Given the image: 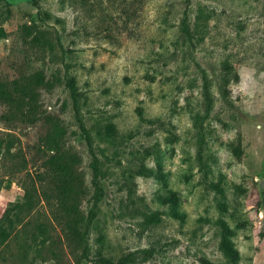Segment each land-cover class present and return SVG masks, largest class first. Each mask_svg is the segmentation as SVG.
<instances>
[{
	"label": "rangeland",
	"instance_id": "obj_1",
	"mask_svg": "<svg viewBox=\"0 0 264 264\" xmlns=\"http://www.w3.org/2000/svg\"><path fill=\"white\" fill-rule=\"evenodd\" d=\"M0 24V264H264V0H1Z\"/></svg>",
	"mask_w": 264,
	"mask_h": 264
},
{
	"label": "trees",
	"instance_id": "obj_2",
	"mask_svg": "<svg viewBox=\"0 0 264 264\" xmlns=\"http://www.w3.org/2000/svg\"><path fill=\"white\" fill-rule=\"evenodd\" d=\"M1 1V0H0ZM3 1H7V0H3ZM186 31L188 30V28L185 26ZM7 37V32L5 30V28L0 24V39L1 38H5ZM205 83L206 86H209V82L207 80V78H205ZM67 86L71 89V95L72 98L74 99V101H78L79 98V92L77 89V86L74 82V79H68L67 80ZM208 93V90H207ZM207 99L209 100V96H207ZM2 146V143L0 141V148ZM92 168H93V180H92V186L94 188V200L95 203L98 204V202L102 201L105 198L106 192L104 190V188L100 185L99 183V178L101 175V162L99 160V158L95 155L94 156V160L92 163ZM67 178L65 179V182H67ZM231 231L226 228V234H229ZM87 233L81 234L79 233V236L82 237L83 239H85ZM88 245H86V249H87ZM221 249L224 251V253H226L228 256L233 257L234 259H238V252L233 248L232 243L230 242V240L228 238H224L222 244H221ZM145 253L151 254L152 252L150 251H144ZM134 253L129 254L127 256L122 257L118 263H116L114 260L104 257L103 255H100L98 258V262L100 264H128L130 261H132L133 257H134Z\"/></svg>",
	"mask_w": 264,
	"mask_h": 264
},
{
	"label": "water",
	"instance_id": "obj_3",
	"mask_svg": "<svg viewBox=\"0 0 264 264\" xmlns=\"http://www.w3.org/2000/svg\"><path fill=\"white\" fill-rule=\"evenodd\" d=\"M263 186H264V182H263Z\"/></svg>",
	"mask_w": 264,
	"mask_h": 264
}]
</instances>
